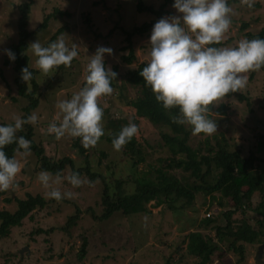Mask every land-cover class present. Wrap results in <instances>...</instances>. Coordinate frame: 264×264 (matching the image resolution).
<instances>
[{
    "label": "rangeland",
    "instance_id": "1",
    "mask_svg": "<svg viewBox=\"0 0 264 264\" xmlns=\"http://www.w3.org/2000/svg\"><path fill=\"white\" fill-rule=\"evenodd\" d=\"M141 1L155 9L164 4L167 13L162 18L181 15L173 7L175 0ZM25 3H29V0H0V125L5 126L14 124L17 116L22 118L23 108L27 105V101L17 94L14 64L7 54L18 42L20 6ZM137 3L138 0H33L28 12L29 32H33L45 17L50 16L47 27L28 39L26 51L29 67L37 71L35 78L40 86L38 107L30 113L38 116V122L30 124L32 140L43 147L48 158L54 161L70 158L75 169L88 167L111 186L114 178L127 180L132 175L131 162L120 150H115L103 140L95 147L86 148L85 153L81 154L73 146L75 142L82 145L80 138L65 135L58 140L47 130L51 123L59 124L62 120L58 102L70 99L82 89L88 74L87 64L98 47L112 49L111 55L105 53L104 64L106 69L118 67V85L122 80L121 75L126 71L140 63L150 62L151 33L132 37L131 48L135 60L131 65H126L121 59L128 54L125 32L153 19L148 13H138ZM263 5L264 0H254L251 8L243 4L242 0L230 5L233 9L232 24L222 47L238 46L241 39H246V33L258 34L264 28ZM244 23L248 27L242 31ZM59 30L62 32L56 35ZM55 35L52 42L62 36L69 47L77 45L78 56L70 67L57 68L45 76L36 68L37 57L30 45L39 41L47 47ZM248 76L247 87L239 92L244 100L240 101L235 96L225 97L218 105L210 106L208 117L216 121L217 132L211 136L203 133L193 135L191 128L187 141L190 148L203 146L206 139L214 145L215 139L219 141L223 137L230 150H240L243 157L251 153L257 157L264 156V147L257 152L264 142V70L249 73ZM127 96L129 100L133 99L134 90L128 88ZM99 105L108 110V114L103 117L104 126L114 119H124L127 124L137 120L139 132L135 139L145 157V162L139 165L140 170H148L149 165L157 168L159 165L156 160L169 156L161 138L162 133L170 134L169 128L153 126L146 119L137 117L132 109L125 107L117 98V92L112 97L99 98ZM186 128L189 129L187 124ZM100 151L106 153L107 157L102 158ZM15 157L21 161L22 171L16 177V186L0 195V211L14 213L17 201L25 200L28 196H40L46 204L42 209L34 210L20 226L12 228L6 237L0 239V264H165L171 258L174 262L182 258L180 264H198L197 259L186 251V235L197 231L213 238V226H223L225 221L222 214L232 205L229 199H223L225 206L219 207V194H214L215 199L211 200L209 196L199 193L195 195L193 205L184 209H179L180 202L174 204L178 208L176 211L164 206L153 207L151 202L146 206L149 214L124 216L119 212L107 220H100L104 210L101 203L103 182L100 178L90 182L88 176L84 175L80 177L83 181L80 187H73L64 180L60 190L62 193L72 192L73 198L57 201L46 195L47 190L38 180L40 171L34 153L23 157L17 152ZM70 172L72 169L66 166L61 174L67 176ZM171 172L178 178L182 176L180 171ZM149 176L153 178L154 174ZM130 178L124 185L128 192L134 189ZM185 180L189 181L188 178ZM7 199L10 202H6ZM258 201L259 196L255 195L253 204ZM76 209L80 210L78 219L67 226L69 218L76 215ZM247 216L252 217L250 212ZM208 217L215 222L206 229L199 228L201 220ZM241 217L239 213H234L232 220H240ZM84 240L87 246L80 259ZM260 246H264V237L255 245H247L245 260L238 263L237 256L225 251L227 246L220 244V251L213 254L208 264H255ZM259 264H264V247Z\"/></svg>",
    "mask_w": 264,
    "mask_h": 264
},
{
    "label": "trees",
    "instance_id": "2",
    "mask_svg": "<svg viewBox=\"0 0 264 264\" xmlns=\"http://www.w3.org/2000/svg\"><path fill=\"white\" fill-rule=\"evenodd\" d=\"M32 1L29 0V3L20 6L18 42L10 50L15 54V60H11V62L14 64L16 74L14 84L17 88V94L27 101V105L23 108L22 119H26L38 107V91H40L39 83L35 78L37 71L29 67V57L26 54L28 39L35 33L45 29L50 19L48 15L33 32H29L27 30L28 12ZM236 1L227 0L229 6L236 3ZM255 6L260 8L259 4ZM164 7L163 4L155 9L152 6L144 5L141 0H138L137 12L148 13L153 16V19L139 27H134L130 32H125L128 54L122 56L123 63L131 65L135 60L134 51L131 48L132 37L151 33L155 23L167 13ZM262 8L264 9V5ZM57 14L62 15L61 12H57ZM247 27L248 24L244 23L241 30L244 31ZM61 32L62 30H59L56 35ZM245 36L249 40L264 39V28L258 34L248 32ZM224 44L225 42H222L213 46L222 47ZM145 66H147V63L143 62L134 69L126 71L121 75L122 80L119 85L116 79L113 80L111 86L115 91L111 96H104L112 97L117 92V98L121 100L125 107L132 109L137 117L146 119L153 126L167 127L170 130V134H161L169 156L165 159H157L156 162L159 165L157 168L149 165L148 170L139 169V165L145 162V157L140 144L136 142L135 136L120 150L122 155L131 162L133 171L129 177H131L130 180L134 185L132 192H128L124 187L129 177H127V180L120 177L114 178L113 186H111L105 182L101 175L91 172L88 167L75 169L70 158L66 157L56 161L48 158L44 154L43 147L33 142V130L30 124H25L23 126L24 130L18 132L17 135L24 136L31 141V152L37 158L40 172L48 171L55 175L57 172L61 173L66 166H69L72 172H78L80 177L88 176L90 182H95L98 178L102 180L103 196L101 203L104 210L99 217L100 220H107L119 212L124 216L149 214L150 212L146 206L151 202H153V207L164 206L171 211L178 210L174 207V204L180 202L179 209H184L193 205L195 195L199 193L209 196L211 200L215 199L214 194H219L220 200L217 202L219 207L225 206L222 202L223 199H229L232 205L228 206L222 214L225 221L223 226H213L215 236L211 238L197 231L188 233L186 235V251L197 259L198 264H208L213 254L220 251V244H224L227 246L225 251L237 256V262L241 263L245 260L247 245H255L264 237V156L257 157L254 153H251L247 157H243L240 150L231 151L223 137L219 141L215 139L214 145L208 141L209 139H206L203 146L190 148L187 141L192 127L187 124L188 129L186 123L175 122L174 118L180 115L178 108L166 110L162 103L156 100L151 87L144 82L143 77L140 75ZM25 67H28L29 71L32 72V79L29 82L22 80L21 70ZM59 68L62 69L63 65ZM262 70H264V67H262ZM112 71L118 75L117 66H113ZM84 86H86V82H84L82 88ZM128 88L135 92V97L130 100L127 98ZM232 96L237 97L240 101L244 100L239 92L231 93L226 98ZM13 100L15 101V99ZM220 113H223V110H220ZM107 114L108 110L105 109L103 117ZM133 123L137 125V120ZM126 125L127 122L124 119L110 120L109 124L104 126L105 134L99 141L104 140L113 147V139L118 136L120 130ZM73 146L81 154L86 151V148L77 142ZM263 147L264 142L257 149V152H260ZM16 149L17 145L14 143L7 146L4 151L11 158L17 153ZM99 154L102 158L107 157V154L102 151ZM171 171H180L181 178H178ZM152 174H154L153 178L149 176ZM187 178L189 181L185 180ZM3 193L4 191H0V195ZM255 195L259 196V201L254 205L253 198ZM5 201L10 202V199ZM17 204V210L12 214L7 211H0V239L6 237L12 228L20 226L21 222L34 210L42 209L46 202L40 196H28L25 200L17 201ZM76 211V215L69 218L67 226H71L78 219L80 210L76 209ZM249 212L252 217L247 216ZM234 213H239L242 216L241 219L232 220ZM214 222L215 220L212 218H204L201 220L199 228L206 229ZM86 246L87 242L84 240L79 255L80 259L85 254ZM181 259L174 262L171 258L165 264H180Z\"/></svg>",
    "mask_w": 264,
    "mask_h": 264
},
{
    "label": "clouds",
    "instance_id": "3",
    "mask_svg": "<svg viewBox=\"0 0 264 264\" xmlns=\"http://www.w3.org/2000/svg\"><path fill=\"white\" fill-rule=\"evenodd\" d=\"M242 3L251 8L254 0ZM173 7L181 15L161 18L155 23L150 36L151 59L140 75L166 110L179 109L175 122L190 125L193 135L211 136L218 126L208 117L210 106L245 89L248 74L264 67V39H241L235 47L213 46L223 42L232 24L233 9L227 0H175ZM30 49L37 57L36 68L45 76L61 65L70 67L78 56L77 45L69 47L62 36L47 47L36 41ZM105 53L111 55L112 49L98 47L87 64L86 86L70 99L58 102L62 120L59 124L51 123L47 130L56 139L65 135L80 138L82 145L89 148L95 147L105 134L104 109L99 98L113 94L111 85L117 77L110 67L105 68ZM7 54L15 60L14 53L8 50ZM21 71L22 80L29 82L32 72L28 67ZM37 122L38 116L32 113L26 119L15 117L14 124L0 125V191L14 188L22 171L21 161L15 156L10 158L4 149L15 143L16 152L23 157L30 155L31 141L17 133L25 124ZM138 132V126L129 122L113 139L114 149L121 150ZM38 180L47 190L46 195L57 201L73 198L72 192H61L64 180L73 187L83 183L78 172L64 176L60 172L53 175L41 171Z\"/></svg>",
    "mask_w": 264,
    "mask_h": 264
},
{
    "label": "water",
    "instance_id": "4",
    "mask_svg": "<svg viewBox=\"0 0 264 264\" xmlns=\"http://www.w3.org/2000/svg\"><path fill=\"white\" fill-rule=\"evenodd\" d=\"M262 247H264V246H260L258 249V253H257L256 258H255V264H259V262H260V255H261Z\"/></svg>",
    "mask_w": 264,
    "mask_h": 264
}]
</instances>
